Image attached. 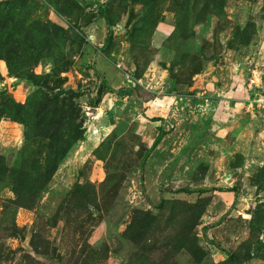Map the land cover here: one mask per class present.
Returning a JSON list of instances; mask_svg holds the SVG:
<instances>
[{
    "label": "rangeland",
    "instance_id": "1",
    "mask_svg": "<svg viewBox=\"0 0 264 264\" xmlns=\"http://www.w3.org/2000/svg\"><path fill=\"white\" fill-rule=\"evenodd\" d=\"M0 264H264V0H0Z\"/></svg>",
    "mask_w": 264,
    "mask_h": 264
},
{
    "label": "trees",
    "instance_id": "2",
    "mask_svg": "<svg viewBox=\"0 0 264 264\" xmlns=\"http://www.w3.org/2000/svg\"><path fill=\"white\" fill-rule=\"evenodd\" d=\"M152 121H157L159 119H151ZM159 142V135L155 138V140L152 142V145L150 146V151H153V149L156 148L157 144Z\"/></svg>",
    "mask_w": 264,
    "mask_h": 264
},
{
    "label": "built area",
    "instance_id": "3",
    "mask_svg": "<svg viewBox=\"0 0 264 264\" xmlns=\"http://www.w3.org/2000/svg\"><path fill=\"white\" fill-rule=\"evenodd\" d=\"M255 81H256V79H252V80L250 81V86H251L252 84H255Z\"/></svg>",
    "mask_w": 264,
    "mask_h": 264
},
{
    "label": "bare ground",
    "instance_id": "4",
    "mask_svg": "<svg viewBox=\"0 0 264 264\" xmlns=\"http://www.w3.org/2000/svg\"><path fill=\"white\" fill-rule=\"evenodd\" d=\"M2 70H5V67L3 66V64H2V66H1V71H2Z\"/></svg>",
    "mask_w": 264,
    "mask_h": 264
}]
</instances>
